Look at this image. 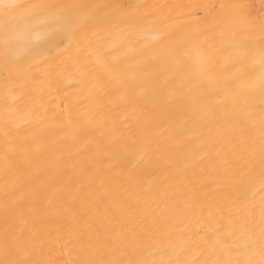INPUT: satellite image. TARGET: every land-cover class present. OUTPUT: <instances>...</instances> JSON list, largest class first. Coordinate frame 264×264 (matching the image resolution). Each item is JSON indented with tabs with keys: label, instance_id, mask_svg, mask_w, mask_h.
<instances>
[{
	"label": "snow or ice",
	"instance_id": "obj_1",
	"mask_svg": "<svg viewBox=\"0 0 264 264\" xmlns=\"http://www.w3.org/2000/svg\"><path fill=\"white\" fill-rule=\"evenodd\" d=\"M0 175V264H264V0H0Z\"/></svg>",
	"mask_w": 264,
	"mask_h": 264
},
{
	"label": "bare ground",
	"instance_id": "obj_2",
	"mask_svg": "<svg viewBox=\"0 0 264 264\" xmlns=\"http://www.w3.org/2000/svg\"><path fill=\"white\" fill-rule=\"evenodd\" d=\"M102 2H128V0H102ZM140 2L144 3H185V4H198V3H233V2H240V0H140ZM249 3H258V0H246ZM52 104V107L58 110L59 106L61 105V100L57 97L47 98ZM23 175V173H19ZM161 182H166V177H160ZM3 183V177L0 175V185ZM0 202H2V196H0ZM4 217L2 211H0V235L3 233L4 229Z\"/></svg>",
	"mask_w": 264,
	"mask_h": 264
}]
</instances>
